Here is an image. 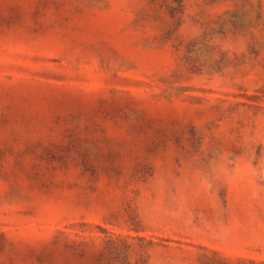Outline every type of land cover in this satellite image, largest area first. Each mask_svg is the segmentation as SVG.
I'll use <instances>...</instances> for the list:
<instances>
[{
  "label": "rangeland",
  "instance_id": "1",
  "mask_svg": "<svg viewBox=\"0 0 264 264\" xmlns=\"http://www.w3.org/2000/svg\"><path fill=\"white\" fill-rule=\"evenodd\" d=\"M0 264H264V0H0Z\"/></svg>",
  "mask_w": 264,
  "mask_h": 264
}]
</instances>
